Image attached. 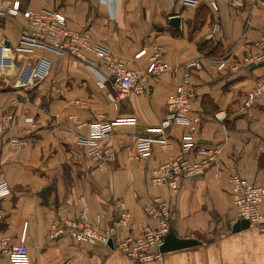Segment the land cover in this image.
Segmentation results:
<instances>
[{
  "label": "crops",
  "instance_id": "crops-1",
  "mask_svg": "<svg viewBox=\"0 0 264 264\" xmlns=\"http://www.w3.org/2000/svg\"><path fill=\"white\" fill-rule=\"evenodd\" d=\"M18 1L22 8L61 12L69 28L85 30L91 43L104 45L131 67L144 69L153 45H160L166 68L151 75L148 94L131 91L113 102L108 98L114 93L112 80L99 55L90 53L85 62L41 48L18 51L20 35L28 31L26 20L0 17V120L12 115L0 132V182L9 190L0 196V239L15 244L24 233L32 264H264V231L249 225L232 232L239 218L229 190L233 175L264 185V93L251 104L246 101L247 92L264 80V61L243 60L264 52L254 44L264 34V0H216V9L207 1L190 5L183 0ZM215 22L219 30L207 39ZM141 49L145 54L134 58ZM219 56L226 58V66L210 67ZM37 57L49 60V72L27 83L19 75L35 66ZM195 59L200 67L191 70L196 89L191 119L167 129L169 149L153 141L150 153L139 157L136 141L156 136L150 129L164 118L169 97L189 69L186 64ZM219 111L225 114L221 121L214 116ZM99 119L112 124L99 144L115 152L102 168L81 143L89 124ZM11 137L24 143L12 148ZM186 138L195 147L219 145L215 166L183 178L176 188L151 184L150 170L169 155L185 152L181 145ZM195 147L185 152L187 158H199ZM155 197L172 210L167 235L193 238L197 245L139 261L109 245L49 235L53 222L76 218L84 206L106 230L123 202L131 218L111 240L114 246L135 239L144 227H157L145 212ZM0 264L12 262L0 252Z\"/></svg>",
  "mask_w": 264,
  "mask_h": 264
},
{
  "label": "built area",
  "instance_id": "built-area-1",
  "mask_svg": "<svg viewBox=\"0 0 264 264\" xmlns=\"http://www.w3.org/2000/svg\"><path fill=\"white\" fill-rule=\"evenodd\" d=\"M203 1L209 2L213 9L217 8L216 0H183L184 3L197 5ZM236 4V0H228ZM21 15L28 24V31L21 33L17 43L18 51L30 52L34 48H41L58 55H69L81 61L90 62L88 55H99L103 59V65L112 80L114 93H108V98L116 102L123 98L127 93L133 91L138 94H148L151 91L149 79L152 74L166 68L161 61L163 49L160 45H153L149 62L144 69L131 67L129 61L118 57L101 44L91 43L89 35L85 30L71 29L66 24L65 16L54 9L47 8H22L18 0H0V17H14ZM219 30V24L215 22L211 31L206 35L207 39H212ZM257 47L264 50V34L254 43ZM145 49L138 51L134 58L145 54ZM225 57L219 56L213 59L210 67L223 69ZM244 61H252L260 64L264 61V52L256 57L250 54L243 58ZM186 70L180 78L175 92L169 97L166 105V114L157 127L150 130L156 136L140 137L135 148L139 157H146L150 153V145L153 141L159 142L163 149H169L172 143L168 140L165 133L174 123L186 122L191 118L189 112L191 103L195 96L196 89L191 83L192 69L200 67L199 60H192L186 64ZM50 69V62L45 57H37L35 66H29L19 77H27V83L44 79ZM264 93V80L257 81L247 92L246 101L251 104L256 98ZM215 118L219 121L225 118L222 111L215 113ZM12 115L8 114L0 120V132L10 125ZM27 121L31 118L27 117ZM199 118L194 117L192 121L198 122ZM90 132L85 136L81 143L89 147L88 153L98 167L106 166L115 158V152L99 144L112 131V124L108 121L99 119L90 123ZM12 148L20 147L24 142L18 137L9 138ZM195 147L194 143L186 138L181 145L182 151H188ZM199 158L191 160L186 157L185 152L169 155L163 162L154 167L149 172L150 183L155 186H168L176 188L180 181L186 177H194L203 174L216 163L219 152V145L211 147H195ZM216 175L219 167L216 166ZM229 190L233 196V205L239 219H247L250 226L264 231V185L251 182L245 178L233 175L229 179ZM8 185L0 182V196L8 193ZM120 213L112 224L106 229L99 228L100 217L95 215L90 217L86 206L82 207L78 216L74 219H63L53 222L50 225V237L69 234L79 242L91 245H108V240L116 233V228L125 225L131 218L130 212L123 202H118ZM148 216L156 219L157 227L146 226L142 234L135 238H125L114 245L122 253L131 256L139 261H151L159 259L161 252L159 247L164 241V237L169 231L172 219V210L168 203L159 197L152 199L151 205L145 208ZM112 241V240H111ZM113 244V243H112ZM0 252L4 253L12 264H32L29 260L28 248L24 241V233L20 236L18 243L12 244L8 237L0 239ZM63 264H72L65 261Z\"/></svg>",
  "mask_w": 264,
  "mask_h": 264
},
{
  "label": "water",
  "instance_id": "water-1",
  "mask_svg": "<svg viewBox=\"0 0 264 264\" xmlns=\"http://www.w3.org/2000/svg\"><path fill=\"white\" fill-rule=\"evenodd\" d=\"M173 22H177L178 19L175 17L172 19ZM6 45H9V42L5 41ZM249 227V221L247 219H239L232 228V232H237L241 229H246ZM199 243L198 240L193 238H178L175 235H166L164 237V241L159 247L160 252H168L172 250L182 249L186 247H191L197 245ZM108 245L113 247L112 241L108 240Z\"/></svg>",
  "mask_w": 264,
  "mask_h": 264
}]
</instances>
